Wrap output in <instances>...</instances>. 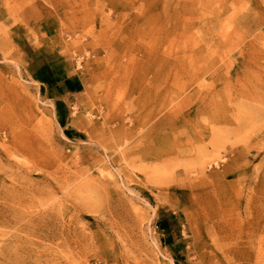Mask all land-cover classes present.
<instances>
[{"label": "rangeland", "instance_id": "rangeland-1", "mask_svg": "<svg viewBox=\"0 0 264 264\" xmlns=\"http://www.w3.org/2000/svg\"><path fill=\"white\" fill-rule=\"evenodd\" d=\"M0 264H264V0H0Z\"/></svg>", "mask_w": 264, "mask_h": 264}]
</instances>
